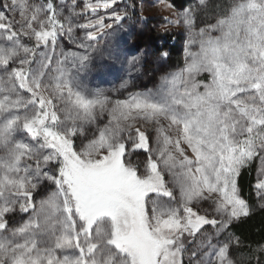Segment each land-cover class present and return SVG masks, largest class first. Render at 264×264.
Wrapping results in <instances>:
<instances>
[{
	"label": "snow or ice",
	"instance_id": "obj_1",
	"mask_svg": "<svg viewBox=\"0 0 264 264\" xmlns=\"http://www.w3.org/2000/svg\"><path fill=\"white\" fill-rule=\"evenodd\" d=\"M118 6L0 0V264H264L232 231L264 211V0H193L167 21L187 30L183 67L125 99L86 86L143 74L102 59Z\"/></svg>",
	"mask_w": 264,
	"mask_h": 264
},
{
	"label": "rangeland",
	"instance_id": "obj_2",
	"mask_svg": "<svg viewBox=\"0 0 264 264\" xmlns=\"http://www.w3.org/2000/svg\"><path fill=\"white\" fill-rule=\"evenodd\" d=\"M192 2L193 0L186 2L182 8H176L171 4L170 0H166L167 4L173 6L169 8L165 4L160 3V0H119L117 10H127L129 16L120 25H114V29L110 30V35L106 38L107 42L105 40L101 41L100 47L105 49L102 59L107 60L109 51L115 55H119L122 59L133 56L139 57L142 63L141 73L143 74L134 73V86L129 87L127 90L122 89L119 92L112 91L119 86L120 80L118 77L120 75L127 76L126 69L128 65L125 63L124 72L113 73L112 75L94 74L88 78L86 86L92 90H105L113 99H125L130 92H141L153 89L158 85L161 76L182 68L184 65V51L188 33L183 24H171L167 23V21L176 19V13ZM142 17L143 19H141ZM16 18L19 19L18 16ZM197 26L202 25L198 23ZM156 34H162L163 36L175 34L176 39L173 38L172 40V43L176 45L175 52L170 54L164 50L161 53L167 52L168 55L166 57L162 56L161 53L157 55L154 51L156 48H161L164 40L159 37L153 39L152 35L154 36ZM152 42H155L158 46L156 47ZM61 44L66 51H77L75 46L66 39H62ZM97 56L100 58V54H97ZM108 63H113V61H108ZM115 63L116 67L119 68V62L117 61ZM106 123L107 115L98 121V125H92L88 128V138L93 136L98 126L103 127ZM80 143L81 140L78 139L77 145L79 146ZM144 158L142 153L131 156L133 163L142 162ZM257 166L258 162H255L248 168L254 171L253 185L257 179ZM166 179L170 178L166 176ZM51 190L49 189V191ZM255 209L259 208L256 207Z\"/></svg>",
	"mask_w": 264,
	"mask_h": 264
},
{
	"label": "trees",
	"instance_id": "obj_3",
	"mask_svg": "<svg viewBox=\"0 0 264 264\" xmlns=\"http://www.w3.org/2000/svg\"><path fill=\"white\" fill-rule=\"evenodd\" d=\"M192 0H170L171 4L176 8H182L186 2ZM153 39L160 38L164 40L161 48H156L154 51L159 55L162 51L166 50L168 53L175 52V44L172 43L173 38L176 39L175 34H170L169 36H163L162 34L152 35ZM156 47L158 46L155 42H152ZM254 182V171L250 169H245L241 177L242 185V196L248 199L250 202H255V196L251 192V187ZM232 230L239 235L246 244L255 247L259 243H264V211L260 209H255L253 214L243 219L239 223H235Z\"/></svg>",
	"mask_w": 264,
	"mask_h": 264
}]
</instances>
